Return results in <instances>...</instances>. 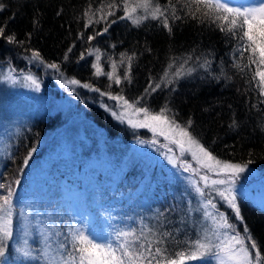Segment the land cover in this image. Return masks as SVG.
<instances>
[{
    "label": "trees",
    "instance_id": "16d2710c",
    "mask_svg": "<svg viewBox=\"0 0 264 264\" xmlns=\"http://www.w3.org/2000/svg\"><path fill=\"white\" fill-rule=\"evenodd\" d=\"M158 2L164 6L168 0ZM135 3L136 0H128L129 7ZM173 3L181 18L169 20L172 29L169 33L162 19L149 18L139 26L127 18L121 19L125 16L124 0H0L5 6L0 10V27L4 28V35L0 37V62H9L16 70L25 68L29 60H36L41 66L55 63L58 70L51 69L58 76L92 86L91 92L83 86L74 88L69 92V100L75 105L74 110L81 109L88 122L99 128L105 154L100 158L108 159L111 173L119 168L114 177L109 172L103 173L107 170L97 168L88 183H82L84 187L94 188L92 195L100 202L105 215L114 217L110 223L99 221L111 233L113 245L118 243L117 233L121 231L135 230L139 235L144 230L151 239L147 232L151 228L172 233L162 245L170 253L184 251L188 248L186 242L195 240L191 225L195 220L190 217L196 214L190 207L194 192L185 178L182 180L175 174L173 165L165 163L163 150L141 154L139 140L152 144L147 141L148 130L117 120L92 89L124 96L129 102L142 98L137 106L147 107L152 112L167 107L171 109L169 117L178 123L183 125L191 119L193 124L189 131L218 158L234 162L253 160L249 168L258 172V176L238 191V202L244 224L264 251V96L256 87L258 78L252 80L256 65L243 72L233 67L236 62L248 63V52L240 61L237 39L221 32L215 24L185 15L187 9L183 7V0L180 3L173 0ZM109 12L112 15H108ZM137 14H142V10L138 9ZM8 35H14L20 43H9ZM89 36L93 39L89 40ZM34 51L40 53V59L33 57ZM94 52L99 60L97 56L94 58ZM205 60L210 61L209 66L200 67ZM93 64L100 66L101 75H96ZM188 68L195 69L191 75L175 77L177 70L183 72ZM109 73H113V79H109ZM116 76L121 79L119 85L115 83ZM43 79L46 82L44 76ZM157 83L160 87L151 91L149 85L155 87ZM51 84L53 82L49 87ZM57 115H41L19 126L18 131L9 135L0 153V183L20 181L12 183L14 233L21 230L19 223L30 226L27 242L34 248L33 256H40L41 249L36 226L31 225V221L37 216V207L50 208L51 203L46 200L52 194L51 182L47 175L42 176L34 169L43 150L35 152L27 166L23 165V160L47 130L66 120L60 121ZM233 120L238 124L235 129L229 127ZM88 153L90 148L87 147L82 154ZM95 153L99 157L98 149ZM81 165L79 161L74 166L64 163L57 166L54 173L57 178L67 177ZM175 166L180 171L179 166ZM2 195H6V190L0 189ZM142 199L148 207L135 209ZM26 207L29 209L25 210ZM220 211L223 212L222 208ZM38 214L43 222L47 221L48 214ZM54 219L55 215L51 214L49 220L53 223ZM233 223L243 231L244 224ZM59 235L63 241L66 235ZM8 244L13 245L10 241ZM68 247L71 248L70 241ZM7 259L12 260V256L8 254ZM22 261L23 264H43L42 258Z\"/></svg>",
    "mask_w": 264,
    "mask_h": 264
},
{
    "label": "snow or ice",
    "instance_id": "6c2138e0",
    "mask_svg": "<svg viewBox=\"0 0 264 264\" xmlns=\"http://www.w3.org/2000/svg\"><path fill=\"white\" fill-rule=\"evenodd\" d=\"M176 2L180 3V0H176ZM115 6L109 5V7ZM4 7L3 4H0V10ZM183 7L187 9L185 15H189L193 19H200L201 22L208 21L215 24L221 32L237 39L240 61L244 59L245 52H248V63L236 62L233 67L243 72L255 64L256 71L252 80L258 78L256 87L259 94L264 96V0H260L257 6L243 8L230 6V0H183ZM138 9L142 10V14H137ZM123 10L125 16L121 19L127 18L136 26L149 18L162 19L163 27L168 29L169 33L172 31L169 20L181 18L177 15L176 3H173V0H168L167 5L164 6L158 0H136V3L131 7H129L128 0H124ZM108 15H112V13L109 12ZM104 31H107V28ZM3 35L4 28L0 27V37ZM6 39L9 43H20L16 41L14 35H8ZM88 39L91 40L93 37L89 36ZM98 51L99 49H97ZM33 57L40 59V53L34 51ZM96 59H100L99 55ZM128 60L130 61L131 57H128ZM41 62L43 63V61ZM209 64L210 61L205 60L200 67L207 68ZM47 67L58 70V65L55 63L48 64ZM92 67L96 69V75H101V68L98 64H93ZM130 67L129 63V69ZM113 68H115V64H113ZM181 69H183V65H181ZM194 70V68H188L183 72L177 70L174 75L176 78H180L182 75H191ZM11 71L3 79L15 84L17 80L12 76ZM108 76L109 79H113V73H109ZM128 78L125 74V79ZM23 79L30 82L29 86L35 91L40 90V82L35 76L28 74ZM171 82L169 81V83ZM66 83L81 84L76 79L68 80ZM115 83L117 85L121 83L119 76L115 77ZM82 86L84 88L92 87L87 83ZM61 87L64 85L62 84ZM159 87V83L155 87L149 85L151 91H155ZM92 90L100 91L99 89ZM148 91L149 89H145V92ZM101 95H108L109 99L122 101L124 109H132L133 114L138 117L142 115V119L135 121L128 119V124L133 128H149L154 134L163 136L175 144L182 156L186 154L191 156L197 167L194 168L187 160H183L181 161L184 166L183 171L191 170L193 175L199 176V180L192 181L190 187L201 198L200 211L204 221L211 222V227L202 229V234H199L195 240L187 241V249L174 253H170L167 247H162L172 236V233L167 231L161 233L148 228L147 232L151 234V239L145 235L144 230H141L139 235L135 230L121 231L117 233L118 243L113 245L112 243L96 242L84 230L69 227V235L65 236L63 241L57 242V255L49 256L48 249L52 247L50 237L54 233L45 232L41 233L44 249L40 252V256H33L31 249L19 248L18 251L22 253L23 257L42 258L44 264H185L186 260L204 259L211 256L216 260V264H264L262 246L252 235L248 226L244 224V217L238 202L237 184L241 174L250 170L249 165L253 163V160L234 162L218 158L200 142L198 137L189 131L193 121L189 119L183 125L178 123L169 117L168 113L171 109L167 107H162L159 112H152L147 107L137 106L142 98L130 103L124 96L103 92ZM105 108L108 110L107 106ZM111 115L123 122V113L118 114L112 111ZM229 127L235 129L238 124L233 120ZM36 150L35 147L28 150L23 160L24 166L28 165ZM169 151L172 150L169 149ZM170 162L175 163L174 161ZM12 183L19 184L20 181L16 179ZM12 183H0V189L6 190V195L0 196V258L6 256L9 247L8 241L14 235L15 206ZM213 193L215 196L212 195ZM217 197L232 210L235 220L244 224L242 232L237 224L230 221L226 213L220 211L216 201ZM69 240L71 241L70 249L68 247Z\"/></svg>",
    "mask_w": 264,
    "mask_h": 264
},
{
    "label": "rangeland",
    "instance_id": "374dc122",
    "mask_svg": "<svg viewBox=\"0 0 264 264\" xmlns=\"http://www.w3.org/2000/svg\"><path fill=\"white\" fill-rule=\"evenodd\" d=\"M259 2L258 0H230V6L252 7L257 6ZM96 56L94 52V58ZM46 68L48 71H45ZM10 70H12V76L17 80L15 84L3 79L4 76L9 74ZM28 74L35 76L39 80V91H35L30 87V82L24 81L23 77ZM42 75L46 79V82ZM72 79L74 78H68L63 75L58 76L52 72L51 68L41 66L39 63L37 64L36 60L27 61L25 68H17V70L9 62L5 61L4 64L0 62V153L6 147V140H8L9 135L18 131L19 126L26 125L34 119H38L41 115L44 116L46 114L57 113L60 121L66 119L58 127L47 130L41 136L39 142L35 146H32L37 149L36 152L43 150L42 156L34 163V169H37V172L42 176L47 175L48 181L51 182L52 194L46 200V202L51 203L50 208L47 210L46 206L37 207V216L31 221V225L36 226L34 229L38 236V245L41 251L44 249L41 233H54L50 237L52 244V247L48 249L50 257L57 255L56 246L57 242L60 241L59 234L69 235V227L82 229L86 234L93 236L99 242L111 243V233H108L99 221L104 224V221L110 223L114 220L113 216L105 215L100 202L92 195L94 188L89 187V185L84 187L83 185L88 183L87 180L95 174L97 168L107 170L103 171V173L107 174L109 172L113 177L118 174L119 168L114 169L113 173H111L112 168L108 159L100 158L101 156H105V154L102 150V136L99 128L88 122L81 109L74 110L75 105L69 100V92L85 83L82 82L80 85L66 83V81ZM50 82H53V84L49 87ZM62 84L64 87H61ZM88 91L91 92V89L89 88ZM93 92L100 96L103 104H105L104 107L107 106L110 113L112 111L118 114L123 113V121L126 124L128 123V119L134 121L142 119V115L139 117L134 115L132 109H124L122 101L109 99L108 95H101V91ZM145 129L150 134L147 141H150L153 145L139 140L137 145H139L138 149L141 154H152L156 150L161 149L164 151L165 163L168 166L173 165L175 174L182 180L185 178L188 186H190L192 181L199 180V176L193 175L191 170L188 172L183 171L184 166L181 163L183 160H187L194 168L197 167L190 155L186 154L182 156L179 148L171 143L170 140L154 134L149 128ZM87 147L90 148V153L84 156L82 153L84 149L86 151ZM97 149L100 152L99 157L96 156L97 152L95 153ZM169 149L172 151H169ZM77 161L82 165L79 168H75L73 175L69 174L67 177L65 175L57 178V175L54 173L57 166L64 163L74 166ZM170 161H174L175 163ZM175 165L179 166L180 171L176 170L177 167ZM249 169V171L241 174L237 184V192L241 191L248 182H252L253 179L257 178L258 172L252 168ZM193 192L191 196L192 205L190 207L192 208L191 211L194 210L196 214L190 217L195 220V224L191 225L196 239L199 234H202V229L211 227V222L204 221L202 212L200 211L201 198L194 190ZM212 195L215 196L214 193ZM216 201L223 212L229 216L230 221H236L232 210L220 201L218 197ZM46 202L44 201V203ZM31 206L34 207V205ZM143 206L148 207L145 199H142L135 209ZM28 209L29 207L25 208V210ZM146 210L151 211L150 209ZM38 213L48 214L47 221L43 222L41 215ZM51 214L55 215L53 223L49 220ZM19 226L21 230L17 234L14 233L13 238L10 240V243L13 245L8 244L9 251L7 249L6 256L0 258V264H23L22 259H25V257L18 251L19 248L31 249L33 255L35 254L34 248L29 246L27 242L31 233L30 226H23L21 223H19ZM8 254L12 256V260H6ZM185 264H216V260L209 256L204 259L186 260Z\"/></svg>",
    "mask_w": 264,
    "mask_h": 264
}]
</instances>
